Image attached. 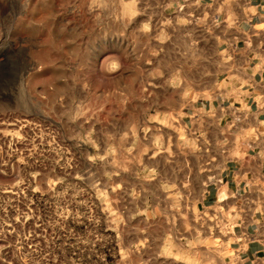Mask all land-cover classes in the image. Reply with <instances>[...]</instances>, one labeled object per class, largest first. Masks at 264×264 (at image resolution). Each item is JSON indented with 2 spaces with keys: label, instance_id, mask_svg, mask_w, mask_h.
Listing matches in <instances>:
<instances>
[{
  "label": "crops",
  "instance_id": "obj_1",
  "mask_svg": "<svg viewBox=\"0 0 264 264\" xmlns=\"http://www.w3.org/2000/svg\"><path fill=\"white\" fill-rule=\"evenodd\" d=\"M1 1L6 12L46 13L28 26L67 28L62 59L77 72L67 99L79 108L85 75L101 73V92L117 93L110 122L131 135L142 93V138L99 153L119 179L140 181L135 207L92 217L111 241L109 259L91 264H264V0ZM28 204L24 225H9L16 208L2 223L36 244Z\"/></svg>",
  "mask_w": 264,
  "mask_h": 264
},
{
  "label": "rangeland",
  "instance_id": "obj_2",
  "mask_svg": "<svg viewBox=\"0 0 264 264\" xmlns=\"http://www.w3.org/2000/svg\"><path fill=\"white\" fill-rule=\"evenodd\" d=\"M45 16L0 10V264H91L109 259L111 241L108 233L94 234L92 217L133 210L131 188L140 185L129 172L119 179L99 153L135 146L146 108L142 93H135L139 123L133 134L122 135L118 130L128 125L110 122L120 111L117 93L101 92L107 79L94 71L85 75V108L67 99L77 73L71 75L73 62L62 59L67 28L26 25ZM14 21L21 26H12ZM30 197L42 229L36 244L32 236L7 232L2 223L4 213L12 216L16 207L28 211Z\"/></svg>",
  "mask_w": 264,
  "mask_h": 264
},
{
  "label": "built area",
  "instance_id": "obj_3",
  "mask_svg": "<svg viewBox=\"0 0 264 264\" xmlns=\"http://www.w3.org/2000/svg\"><path fill=\"white\" fill-rule=\"evenodd\" d=\"M17 211H18V208L16 207V215H15L16 219H13L14 223L9 221V223H10L9 225H12L13 227H15V225H14L15 223H22V225H24L27 218H31L30 212L27 214V213H25V211L22 213H19ZM12 230L14 231L15 229L12 228ZM18 234H21V233L19 232Z\"/></svg>",
  "mask_w": 264,
  "mask_h": 264
}]
</instances>
